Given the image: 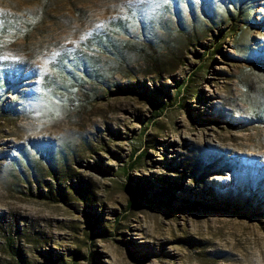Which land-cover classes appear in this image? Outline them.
<instances>
[{
	"label": "rangeland",
	"instance_id": "rangeland-1",
	"mask_svg": "<svg viewBox=\"0 0 264 264\" xmlns=\"http://www.w3.org/2000/svg\"><path fill=\"white\" fill-rule=\"evenodd\" d=\"M0 264H264V0H0Z\"/></svg>",
	"mask_w": 264,
	"mask_h": 264
},
{
	"label": "trees",
	"instance_id": "trees-1",
	"mask_svg": "<svg viewBox=\"0 0 264 264\" xmlns=\"http://www.w3.org/2000/svg\"><path fill=\"white\" fill-rule=\"evenodd\" d=\"M2 78V77H1ZM11 75L9 73H4V78H3V85H1L2 88L5 89V93L8 92V93H11L13 92V86H14V82H13V79H11ZM127 189L134 194V196H137L139 190L136 189V188H133V189H130L128 186H127ZM77 192L80 194V196L83 198V199H87L88 195V191L85 190L84 188H81V187H77L76 188ZM169 191V190H167Z\"/></svg>",
	"mask_w": 264,
	"mask_h": 264
},
{
	"label": "snow or ice",
	"instance_id": "snow-or-ice-1",
	"mask_svg": "<svg viewBox=\"0 0 264 264\" xmlns=\"http://www.w3.org/2000/svg\"><path fill=\"white\" fill-rule=\"evenodd\" d=\"M47 63L48 61H45V65L41 68V71H44V72H47L48 69H47Z\"/></svg>",
	"mask_w": 264,
	"mask_h": 264
}]
</instances>
